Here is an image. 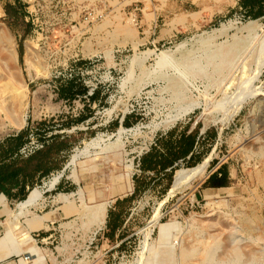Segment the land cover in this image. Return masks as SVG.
Listing matches in <instances>:
<instances>
[{
	"label": "rangeland",
	"instance_id": "374dc122",
	"mask_svg": "<svg viewBox=\"0 0 264 264\" xmlns=\"http://www.w3.org/2000/svg\"><path fill=\"white\" fill-rule=\"evenodd\" d=\"M8 1L0 144L24 130L21 143L55 134L67 149L25 198L0 195V264H264V13L239 0H102L85 24L80 7L58 14L46 0L28 27L25 3L14 19ZM197 122L195 154L164 191L167 172L141 171L139 156ZM217 162L236 173L202 196ZM136 175L144 188L116 205Z\"/></svg>",
	"mask_w": 264,
	"mask_h": 264
},
{
	"label": "trees",
	"instance_id": "16d2710c",
	"mask_svg": "<svg viewBox=\"0 0 264 264\" xmlns=\"http://www.w3.org/2000/svg\"><path fill=\"white\" fill-rule=\"evenodd\" d=\"M240 6L253 17L260 16L264 13V0H239ZM20 1L13 0L4 4V10L7 15L17 19L22 15V7H19ZM29 27V22H26ZM19 58L22 57L21 46L18 49ZM95 90L89 95L92 97ZM81 120L85 117L79 116ZM127 121V115H124L122 122ZM199 123L197 122L193 128H183L176 132L177 129L170 128L164 134L156 136L155 142L139 156V167L141 171H166L167 183L164 191L170 188L172 184V176L175 169V162L178 159H192L194 156V146L200 138ZM206 135L208 129L205 130ZM24 134V130H19L14 136L9 137L5 146L0 144V195L4 194L8 198L22 199L34 184L39 183L41 178L46 176L52 169L60 168L56 162V157L67 149V140L61 135H52L44 145L29 154L26 157L14 156V151L21 144L20 139ZM216 132H213L215 136ZM213 136V137H214ZM194 164V163H193ZM192 164V165H193ZM222 169L221 175L227 174L226 165L222 163L218 169ZM143 176V175H142ZM142 176L136 175L133 178V191L128 195L117 197L115 204L130 201L133 197L144 188ZM228 179L225 178V182ZM222 182V181H220ZM118 214L109 209L106 225L109 234L113 233L118 227Z\"/></svg>",
	"mask_w": 264,
	"mask_h": 264
},
{
	"label": "built area",
	"instance_id": "2783aa9c",
	"mask_svg": "<svg viewBox=\"0 0 264 264\" xmlns=\"http://www.w3.org/2000/svg\"><path fill=\"white\" fill-rule=\"evenodd\" d=\"M24 5V19L26 22H29L32 24L34 22V19L37 17V11L42 7V2L46 0H19ZM102 0H47L49 3L50 8H53L58 14L61 10V14H65L68 10L72 9H79L81 8V18L80 20L82 23L88 24L92 23L93 21L97 20L99 16H101V12L98 11L93 5L95 2H99ZM66 3V7H63V5ZM68 11V13H71V11ZM66 16V15H64ZM77 23V22H75ZM92 92V88L90 90H87V94H90ZM48 135V134H47ZM47 142V139L44 138H38L37 136H29L25 141H23L18 148L14 151V156L19 157H26L35 150L41 148L44 143Z\"/></svg>",
	"mask_w": 264,
	"mask_h": 264
},
{
	"label": "crops",
	"instance_id": "0c3cea01",
	"mask_svg": "<svg viewBox=\"0 0 264 264\" xmlns=\"http://www.w3.org/2000/svg\"><path fill=\"white\" fill-rule=\"evenodd\" d=\"M222 163H224V162H217L215 164V166L213 168H211L208 171V173H206V175L202 178L200 185H199V188H198V192L200 195L208 196V195H211L214 192V190H217L220 188H227L229 186L228 184L231 182L236 171H235L234 167L225 163L227 174H225V175L223 174V176H220L222 169H220V168L218 169V167ZM225 178L228 179L227 182H225ZM220 181H222V182H220ZM6 199H12V198H8L6 196ZM14 199H16V198H14ZM48 221H50V219H47L44 222L46 224H48ZM50 235H51V232H49L48 234H46L43 237H49Z\"/></svg>",
	"mask_w": 264,
	"mask_h": 264
},
{
	"label": "bare ground",
	"instance_id": "6f19581e",
	"mask_svg": "<svg viewBox=\"0 0 264 264\" xmlns=\"http://www.w3.org/2000/svg\"><path fill=\"white\" fill-rule=\"evenodd\" d=\"M264 17V16H263ZM251 23V22H250ZM253 25V24H252ZM253 27V26H252ZM259 28V27H258ZM261 28V27H260ZM253 36H254V39H256L258 36H257V34L256 33H254L253 34ZM252 36V37H253ZM260 36V35H259ZM206 39V38H205ZM253 39V43L256 41V40H254ZM240 40V39H239ZM262 40H263V38H262ZM251 41V40H250ZM261 41V40H260ZM181 45H183L184 43L182 42V43H180ZM261 44V43H260ZM224 46V45H223ZM181 47V46H180ZM262 47H263V45H262ZM242 48V47H241ZM259 48H260V45H259ZM260 50V49H259ZM233 51H235V49L233 50ZM232 52V51H231ZM262 53H264V52H262ZM185 55V54H184ZM136 56V55H135ZM161 63H158V65H160ZM219 68V67H218ZM130 128H125V129H122L121 131H122V134L124 133V132H127L128 130H129ZM139 131V130H138ZM120 134V133H119ZM122 134H121V136H122ZM120 138V137H119ZM68 165H72V164H68ZM201 170H199V172H200ZM71 172H74V169H73V167L71 168ZM39 196V195H38ZM58 197V199L59 200H63L64 198H62V196L61 195H58L57 196ZM81 198L83 197L82 196V192H81V196H80ZM31 202V199L30 200H28V203H30ZM81 202H83V200L81 199ZM20 205V204H19ZM84 205V204H83ZM84 207L85 208H87V206L86 205H84L83 207H82V210H83V213H84ZM21 211H23V210H21ZM83 213H81V214H83ZM85 214V213H84ZM82 218V217H81ZM91 219V216L88 214L87 216H86V220H90ZM102 223H103V220H102ZM66 224V223H65Z\"/></svg>",
	"mask_w": 264,
	"mask_h": 264
}]
</instances>
